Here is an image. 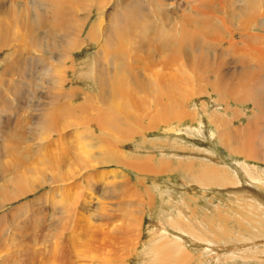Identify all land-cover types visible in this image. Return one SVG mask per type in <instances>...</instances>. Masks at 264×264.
I'll use <instances>...</instances> for the list:
<instances>
[{
    "label": "bare ground",
    "instance_id": "bare-ground-1",
    "mask_svg": "<svg viewBox=\"0 0 264 264\" xmlns=\"http://www.w3.org/2000/svg\"><path fill=\"white\" fill-rule=\"evenodd\" d=\"M35 1L39 3L37 6L13 2L0 8V52L5 57L1 70L3 78H0V110L9 115L0 121V211L44 186L64 188L68 181L83 179V176L91 178L98 165L123 167L149 177L156 172V175L166 173L171 167L167 162L159 161L156 167L146 154L127 155L122 144L162 126H166L168 133L177 135L181 131L179 127L174 129L172 124L199 122L200 118L212 127L210 138L217 140L228 154L264 163V0ZM253 29L258 33L254 34ZM91 46L96 49L93 56L78 62L76 55ZM68 76L71 80L77 78L75 85L70 84ZM80 82L90 93L79 85ZM195 101L200 102L201 107L190 109ZM242 105L250 106L251 117L244 126H235L242 112L234 107ZM69 129L74 131L66 133ZM79 130L88 133L87 137L83 133L86 147L73 142ZM185 133L188 138L203 137L202 131L197 129L188 128ZM32 135L41 140L39 145H33ZM177 142L173 141L172 151ZM80 145L90 150L88 157L74 154V151L81 152ZM182 149L191 156L198 154ZM194 162L191 157L184 161L177 159L180 165L173 171L182 168L186 175H191ZM72 166L76 167L74 172L70 170ZM208 170L210 168L200 171L197 182L207 188L223 187L225 176L215 168ZM254 173L259 176L257 179H264V172ZM115 176H104L111 186L118 179L115 190L105 192V184H100L99 191L105 195L111 193L112 199L133 195L125 175L119 172L114 181ZM84 197L92 199L88 193ZM61 200L62 207L56 209L58 223L55 229H50L54 237L58 236L60 228L73 221L68 201ZM30 202L20 203L17 208L0 215V248L6 245L9 237H15L12 227H36L34 223L39 227L45 210L37 202L36 205ZM124 212L127 214L126 210ZM131 214L126 216L131 223L130 229L137 219V214ZM202 224L171 223L176 231L179 229L191 239L193 233L197 234L195 232L211 233ZM136 228L137 225L134 228L137 232ZM164 235L162 233L160 241ZM88 236H84L85 239H90ZM131 238L129 240L133 241ZM53 240L49 241L55 243ZM159 246L154 245L156 249L151 246V251L157 252L150 264H188L191 259L176 243H171L168 251H165L168 243Z\"/></svg>",
    "mask_w": 264,
    "mask_h": 264
},
{
    "label": "rangeland",
    "instance_id": "rangeland-1",
    "mask_svg": "<svg viewBox=\"0 0 264 264\" xmlns=\"http://www.w3.org/2000/svg\"><path fill=\"white\" fill-rule=\"evenodd\" d=\"M183 2L184 1L182 0V3ZM11 3L13 4L24 3L23 5L32 3L35 4L36 6L39 4L35 0H0V5L2 4L0 8L4 6L3 4L10 5ZM0 13H2V11H0ZM252 31L254 34L258 33V30L256 31L253 29ZM234 38H238V37L234 36ZM95 50L96 49L94 46H91L90 48H84L81 51V53H78V55H76L77 61L80 62V61H84L85 59H90L93 56ZM4 58H5L4 53L0 52L1 79L3 78L1 70L3 67L2 63ZM68 80L71 81L70 84L75 85L74 83H76L77 78L76 80L74 79L71 80V76H70ZM79 85L86 88L83 82H80ZM85 90L90 93V90H88L87 88ZM32 101L35 102V100ZM195 102L193 104L191 103L192 105L190 104V106H192L190 107V109L191 108L199 109L201 107L200 102L199 104L197 101ZM207 104L209 105V103ZM208 107L210 108L211 105H209ZM234 109H238L240 113L242 112L240 121H236L235 126H244L247 120L251 117L250 106L242 105L239 106L238 108L234 107ZM199 117H201V114ZM7 118H9L7 112L4 110L3 111L0 110V121L5 120ZM200 119H199L200 123L194 121L193 123L185 122L182 124H176V123L172 124V127L174 129L175 128L177 129L179 127L178 130L181 131V133L177 135L175 134L172 135L171 133H168L166 131L167 130L166 126H164V128L162 126L161 128L155 130L154 132H149L143 135L144 137L137 136L128 140L127 142H125V144L124 143L122 144L123 145L122 150L126 154L128 153L127 155L140 154L145 156L146 154L147 156L150 157V163L156 167H159V161L165 163L167 162L168 164L171 165V167L169 168L170 171L166 173H162L161 175H156V173H158L156 172L154 173L156 177H154V175H152V177H149L150 175L147 176H145L144 174L137 175V173H135L134 171L132 172L131 170H128L123 167L98 165L96 169L93 171L91 178H88L87 176L85 177L83 176V179L78 178L75 181H68L64 184L66 187L68 186L67 188L63 186L64 188L52 187L51 189L49 186L48 188L47 186H44V188L40 189L35 194L29 195L28 197L21 199L19 202L13 203L12 205H10V207L9 205L4 206V210L0 211V215H2L6 211L17 208V206L20 203L25 204L30 201L31 204L34 203L33 205H36L35 203L37 202L39 207H41L45 211L42 214L43 215L41 218L42 221L39 223V227L36 223H34L37 228L32 227V225L31 226L26 225L24 229L21 228L16 229L15 226L11 228L12 234H14L15 237L12 238L9 237L8 240L11 241L14 240L15 243L9 242L7 240L5 242L7 248L5 247L6 245L5 246L3 245L4 249H2L3 247L0 248V251H2L0 253V260H1L0 264L2 263L3 264H150L151 258L157 252V250H155V252L151 251L152 249L151 246L153 247V249H156L154 245H158V246L161 245L164 247L166 243H168V247L166 246L165 251L169 250L171 243H176V245L182 247L184 251H186V253L189 254L188 256H190L191 258L188 264H264V209H263L264 179L263 180L257 179L259 178V176H257L254 173V172H258V173L264 172V163L260 161L244 160L241 157L231 156L230 154H228L229 152H227L225 149L220 147L217 140L210 138V132L211 130H213L212 127H210L207 124L205 119L204 121ZM185 128L187 129L189 128L191 130L194 129L201 130L203 133V137L197 136V137L188 138L187 137L188 135H186L185 133L187 129ZM73 131H74L73 129H69L65 132L69 133ZM79 131L77 132L78 136H76L75 138L73 137L74 139L73 142L80 144L83 143V145L86 147V143L83 140H85L84 139L85 136L86 137L88 136V133L85 130H79ZM263 131L262 133L264 134ZM83 133L85 134V136ZM95 134H97V132ZM34 137L35 135L31 136L32 143L34 142L33 145L36 143L34 146H37L41 143V140L38 137L35 138ZM76 139L77 140L79 139L78 142H76L77 141ZM173 141H178L177 142L178 145H176L175 151L171 150ZM83 147L79 149L81 152L74 151V154L82 153L84 154L83 155L84 157H88L87 152H89L90 150ZM182 148L184 149L187 148L188 150L196 151V153L198 154L191 156L189 154H186V152ZM187 157H191L195 160L193 173L191 175L190 174L186 175L187 173L185 174L182 168H178L177 171L176 170L173 171L177 167V165H180L177 163V159L184 161ZM246 166L251 168L252 170H248ZM74 168L76 167L72 166V169L70 167V170L74 172L75 170ZM209 168L210 170H208V172L211 171L212 168H215L217 172H220L222 175L225 176V183L223 184V187L207 188V187H202L201 184L198 183L199 178H197V176L200 175V171H202V169L203 171H205ZM112 171L113 173L111 174ZM99 172L104 176H108V178H110L111 175L112 176L116 175L117 177L115 176L114 181L118 178V173L122 172L125 175V178L128 180L130 188H132L131 190L134 192L133 195H130L132 197L127 196L121 199L120 198L112 199V196L110 195L111 193H108L109 195L108 194L105 195L104 193H102V191H99L98 187H100V184H105L104 186L105 192H107L108 190H115L118 184L117 183L118 179H117L114 182L116 186L113 185L115 187L111 185H107L106 182L110 180L106 179L104 176L101 177L102 175H100ZM93 175H96L99 179ZM85 178L86 179L88 178L87 181L85 180ZM89 179H91L90 182ZM151 179L153 180L151 181ZM92 180L93 181L98 180V181L94 182L93 184ZM99 180L101 183L99 182ZM74 182L76 185L74 184ZM95 183H98V185ZM85 184L87 185V187H85L86 186ZM56 185H59V183H56ZM140 185H142L143 187ZM89 186L90 188H88ZM91 189H95V190L90 191ZM125 189H128V186ZM50 190H52V192ZM55 191L57 193L54 194L53 192ZM60 191L63 194H61ZM58 193L61 195H59ZM87 193L92 197V199H88L87 197L86 198L84 197L87 195ZM59 199L60 200L64 199V201L65 200L68 201V204L70 205V213H72L73 221L72 223L70 222L68 225H66V227L63 226L62 228H60L58 232L59 237L58 236L54 237V234L53 235L50 234L51 231L50 229L51 228L55 229L57 225L56 223H58L57 221L58 217L56 216L59 213L58 212L59 208L62 207L61 204L62 200L59 201ZM72 199H75L74 203L71 202ZM129 200L132 202H130ZM149 200L152 201L148 203L147 201ZM69 202H71L72 205ZM116 203L118 205H116ZM123 204H127L125 207L128 208L125 209V207L122 206ZM73 205L76 208H74ZM119 205L121 206L119 208L120 211H118L119 209L117 208L119 207ZM78 208L79 209L81 208L82 210H79ZM102 208L104 209L105 212L100 211L103 210ZM109 209L111 210L107 211ZM128 209L132 212V214L130 213V211H127ZM125 210L127 214H125L124 212ZM133 212L137 214L136 217L137 219L134 220V224L132 225L133 227L130 229L131 223L126 216H130L129 214L135 216ZM50 213H52L55 217L51 216L52 214L50 215ZM87 215H89L90 217ZM138 215H141L139 216L141 220L138 218ZM96 216L99 217L102 216V217H100L99 219ZM16 218L17 217H15V219ZM102 218H104L105 220ZM188 220H190L191 222L189 223ZM173 221L176 222L182 221L185 224L197 223L198 225L203 223L202 225L205 226V230L210 229L209 231H211V233H208L209 235L204 233L203 235V233L201 232L199 233L195 232L197 234L193 233V239H191L188 238V236L185 235L182 231L180 232L179 229H178L179 231L178 230L176 231L177 228H175L174 225L173 226L171 225ZM138 222L141 223L139 224ZM52 224L53 227L50 226ZM136 225L139 229L138 231V229L136 228L137 232L134 229ZM100 226L102 227L104 226L103 227L104 229ZM115 227L118 231L115 229ZM61 229H63V231ZM96 229L97 230L100 229L101 231L99 230L98 232L96 231ZM132 229H134L135 231ZM134 233H136L135 236ZM162 233H165L164 235L165 237L162 241H160L159 239ZM86 234L88 235L90 234V235L88 236ZM17 235L19 236L18 239L16 238ZM114 235L116 236V238H114ZM127 235L130 236V238L132 237L131 239L133 241L129 240L130 238L128 239ZM84 236H88L90 239L88 238L85 239ZM91 236L94 237L91 239ZM205 236H207L208 238ZM74 238L77 240H75ZM49 240H53L55 241V243ZM69 240L73 242L70 243ZM126 240L127 242L130 241V243H128L129 245H127ZM175 241H177L179 244ZM15 246L16 248L17 247L19 248L17 249L15 248L16 249L15 250L14 249ZM122 248L123 249L126 248L124 249L125 251ZM6 249L10 252L8 253ZM11 249L14 251H12ZM81 249L83 251L82 253H81ZM92 250H94L95 252H93ZM90 253H92V255L94 256L90 255ZM85 256H87V258H85Z\"/></svg>",
    "mask_w": 264,
    "mask_h": 264
}]
</instances>
